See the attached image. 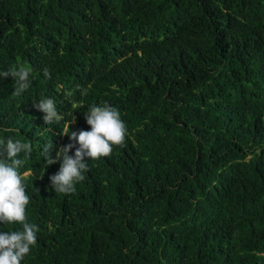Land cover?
Instances as JSON below:
<instances>
[{
	"label": "trees",
	"instance_id": "1",
	"mask_svg": "<svg viewBox=\"0 0 264 264\" xmlns=\"http://www.w3.org/2000/svg\"><path fill=\"white\" fill-rule=\"evenodd\" d=\"M21 65L20 95L0 77V141L33 148L21 264H264V0H0V72ZM105 102L124 145L55 192L45 146Z\"/></svg>",
	"mask_w": 264,
	"mask_h": 264
},
{
	"label": "clouds",
	"instance_id": "2",
	"mask_svg": "<svg viewBox=\"0 0 264 264\" xmlns=\"http://www.w3.org/2000/svg\"><path fill=\"white\" fill-rule=\"evenodd\" d=\"M31 74L30 67L21 65L0 72V77H13L15 94L20 95L28 89ZM43 75L46 79L51 78L47 69ZM33 106L44 113L45 124L63 119L52 98L41 99ZM85 119L90 125V130H81L79 133L73 131L70 135V140L77 142L78 147L76 143L60 147L55 158L50 156L52 143L44 148L47 165L61 161L59 171L49 177L51 186L57 193H74L75 185L85 179L84 173L89 170V159L98 160L110 156L113 146H123L125 143L127 126L117 108L106 102L102 106L93 105L85 114ZM73 148L74 155L70 156L69 151ZM32 151L29 142L12 138H8L6 142L0 141V223L22 225L19 230L0 231V264H21L37 242L39 228L36 224L28 222L26 212L30 203L26 192L28 175L20 172ZM21 153L23 159L20 158Z\"/></svg>",
	"mask_w": 264,
	"mask_h": 264
}]
</instances>
